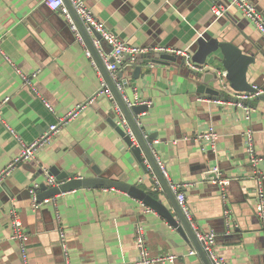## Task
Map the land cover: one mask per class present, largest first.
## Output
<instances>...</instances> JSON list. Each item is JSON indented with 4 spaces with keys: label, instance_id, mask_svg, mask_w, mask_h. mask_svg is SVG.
<instances>
[{
    "label": "crops",
    "instance_id": "obj_1",
    "mask_svg": "<svg viewBox=\"0 0 264 264\" xmlns=\"http://www.w3.org/2000/svg\"><path fill=\"white\" fill-rule=\"evenodd\" d=\"M226 1L86 0L98 19L131 45L192 52L202 34L239 45L255 56L249 81L264 90V36L236 8L217 18L212 6ZM248 1L264 15V0ZM102 45L111 53L107 43ZM182 60L146 64L126 56L119 69L123 78L118 80L131 85L132 100L149 102L148 111L138 118L140 125L147 134L158 136L153 151L165 166L168 181L184 185L194 227L216 235V252L226 264H264V228L256 213V190L259 186L264 190V101L251 105L247 119L232 101L208 100L197 92L194 71ZM138 66L142 73L136 79ZM33 73H37L32 80L39 94L25 85L21 75ZM102 78L106 80L60 12L51 10L44 0H0V104L9 98L0 107V171L20 155L22 143L31 144L84 104L35 159L16 165L4 176L0 264H23L19 243L10 238L13 206L30 234V264H66L62 229L71 264L130 263L139 257L137 226L145 229L153 257L177 255L174 262L165 264H204L198 254L190 253L192 243L161 214L114 187L74 189L55 201L33 206L31 189L46 182L52 167L77 177H93L97 167L103 177L155 195L159 192L157 184L151 183L155 174L141 168L109 123L115 118L114 105L100 93ZM210 127L219 134L214 149L203 148L197 140V134ZM247 132L253 135L255 156L260 159L255 164L247 151ZM214 167L219 168L218 178L206 177ZM39 169L44 174L34 178ZM220 179L226 180L223 187L217 182ZM158 194L173 210L167 196L162 191Z\"/></svg>",
    "mask_w": 264,
    "mask_h": 264
},
{
    "label": "built area",
    "instance_id": "obj_2",
    "mask_svg": "<svg viewBox=\"0 0 264 264\" xmlns=\"http://www.w3.org/2000/svg\"><path fill=\"white\" fill-rule=\"evenodd\" d=\"M74 10L76 11L77 15L79 16L80 20L86 27L87 31L90 33L93 39V44L95 48L97 49L98 53L100 54L101 58L103 59V62L105 63V66L107 70L111 73L113 79L116 81V85L119 88L121 92H124V83L120 79L119 69L121 64H123L124 57L128 56L130 57L131 62L136 61V57L139 55H145V54H172L181 56L185 59L186 65L194 72H202L206 69V67H203L197 63H195L192 59V52L190 49H175L171 47H165L161 45L157 46H149V47H143V46H136L128 44L120 39V37L115 34L113 31H111L104 22L100 21L97 16L94 14L92 9L88 6L86 0H70ZM46 5L53 11L60 12L73 32L76 34L78 41L81 43V45L84 47L86 56L91 60L93 65L99 69V66L93 56L92 50L87 45L83 35L81 34L72 13L70 12L68 6L66 5L64 0H44ZM236 8L240 10L243 15L251 21L254 26L259 30V32L264 36V15L261 14L257 8L250 3L248 0H227L226 3H220L215 4L212 6V12L216 15L217 18H221L227 14H229L230 10ZM96 34H99L100 37H97ZM107 43L111 48V53H106L103 49L102 43ZM113 59V61H112ZM217 74L220 79L223 80V78L226 77L227 71L224 69H219L217 71ZM22 78L25 82V85L30 87L35 93L39 94L37 89L34 86L32 77H35L37 73H33V75L30 77L25 74H21ZM224 83V81H223ZM257 89L256 92L250 93V92H235L232 90L228 85H223V91L227 93V95H231L232 97L236 98L237 101L233 102V104L237 107H240L243 110L244 117L247 119L251 118V104L250 101H253L256 99L257 96H259L263 90L259 87L255 86ZM100 93H104L113 103L114 105V114L115 118L117 119V123L119 125H122L124 128L128 130V132H131L130 126L128 124V121L126 117L124 116L121 108L119 107L116 98L110 89L108 83L104 78H102V88ZM125 100L130 104L129 99L127 95L125 94ZM9 101V98H5L3 102L0 104V107L2 104H5ZM93 100H90L92 102ZM215 102H228L231 101L229 99L225 100L224 98H220L218 100H214ZM44 102L46 106L53 110L52 105L44 99ZM135 102L137 104H147L149 105V102L142 101L138 97H136ZM84 107V104H79L75 109L71 110L69 113H67L66 116L61 117L59 122L57 124H53L49 127V129L38 139H36L31 144H24L22 143V151L20 155L12 161L8 167H6L4 170L0 171V185L3 182L4 176L9 173L16 165L27 162L30 160L35 159L37 152L44 148L45 146L49 145L55 137L60 132L61 128L66 125L71 119L76 117L79 113V111ZM1 114V110H0ZM1 118V115H0ZM9 129L12 131L13 134L19 139V136L15 131L9 127ZM219 139V134L215 130L214 127H210L206 131H201L197 134V140L202 145V147H210L214 149L216 147L217 141ZM246 143H247V151L253 160L254 163L256 161L260 160L257 156H255V149H254V140L253 135L251 132H247L246 134ZM159 166L161 167L162 171L165 173V166L163 163L158 160ZM214 170L216 172H219L218 167H214ZM166 174V173H165ZM46 184L50 187L59 186L64 182H59L54 176H46ZM219 184L223 187L226 184V180H218ZM172 190L176 193L177 199L179 203L181 204L183 210L185 211L187 217L190 219L192 225V216L191 213L187 207V199L186 195L183 191L182 184L178 183H170ZM39 187V186H38ZM33 188L31 189V195H32V203L33 206L36 208L38 205H40L42 202L38 201L37 198V189ZM158 189L161 188L160 185L157 182ZM224 190V188H223ZM256 213L259 217V219L262 222L263 228H264V190L261 186L258 187L256 190ZM56 198V197H55ZM52 200L55 201L54 198L45 200ZM147 211H150L151 209L148 207L146 209ZM10 218H11V227H12V233L10 238L17 241L20 245L21 250V256L23 264H30L29 263V251H28V243H29V232L24 227L23 221L21 220L17 208L12 207L10 211ZM60 219V217H58ZM195 228V227H194ZM196 234L201 242L205 252L207 253L209 259L212 261L213 264H226L225 259L218 255L216 252V235L213 232H206L200 229H196ZM60 237L62 241L63 250L65 252V259L66 264H71L70 261V255L68 250V245L66 242V234L64 230L62 229L60 231ZM135 238H136V247L138 250V259L135 261H132L130 263L126 264H165L167 262H174L177 259V255L175 254H165L160 255L157 257H153L150 253L148 243H147V236L145 233V229L142 226H137L135 231ZM190 253L192 255H197L198 252L195 248H192Z\"/></svg>",
    "mask_w": 264,
    "mask_h": 264
},
{
    "label": "water",
    "instance_id": "obj_3",
    "mask_svg": "<svg viewBox=\"0 0 264 264\" xmlns=\"http://www.w3.org/2000/svg\"><path fill=\"white\" fill-rule=\"evenodd\" d=\"M64 1L72 13L87 45L92 50L93 56L107 80L119 107L126 117L132 133L128 132V130L122 125H119L116 118H114V115L109 119V123L122 138L123 143L126 145L131 155H133V157L139 162L141 168L146 173L152 172L155 174L156 179L154 181L152 180L151 183L157 184L158 182L161 188H159V192H156L157 194L155 195L138 187L137 185L110 179L105 176L103 177L101 175V171H99L97 167H93V172L95 174L93 177H77L76 173L62 172L57 167H52L47 175L54 176L58 181H64V183L54 187H50L46 184V182L39 183V187L37 189L38 201L44 202L47 199L55 198L62 193L79 188L114 187L121 191L128 192L161 214L171 226L175 227L181 235H183L187 241H190L197 250L198 255L201 257L204 264H213L199 241L194 226L179 203L175 192L172 190L170 182L159 166L158 160L153 151V144L158 136L155 133L147 134L144 127L140 125L138 118L148 111L149 106L147 104H137L135 100L131 99L128 95V89L131 88L128 81L122 80L124 83V92L119 90L116 85V81L107 70L103 59L95 48L92 36L80 20L71 1ZM96 36L100 37L99 34H96ZM192 52L193 61L203 67H206V69L202 72H193L194 80L197 84V92L204 98H207L208 100H218L220 98H224L225 100L229 99L236 102V98L231 95H227V93L223 91V85H228L235 92L253 93L257 91L255 88L257 85L251 83L248 79L249 68L255 62V56L246 52L239 45L228 41H220L218 38L211 37L208 34H202L197 39L196 46L192 48ZM143 57V55H139L136 59L139 63L169 64L171 62H177L181 56L172 54H157L155 58ZM140 58H143L144 60L141 61ZM181 63L182 65L185 64V59L182 60ZM219 66L227 71V75L223 78V80L220 79L217 74V71L220 68ZM134 70V78L139 79L142 73L141 67L138 66ZM118 76L122 79L123 72H120ZM125 94L128 95L129 102L133 105H130L125 100ZM259 101H264V90L256 97L255 100L250 101V104L257 106ZM209 170L210 171L205 174L206 177L214 179L218 178V173L214 169ZM43 174L44 171L39 169L35 172L36 177L34 178H38ZM160 191L167 196L171 202L173 210L167 208L163 204L162 199L158 197V193H160Z\"/></svg>",
    "mask_w": 264,
    "mask_h": 264
},
{
    "label": "rangeland",
    "instance_id": "obj_4",
    "mask_svg": "<svg viewBox=\"0 0 264 264\" xmlns=\"http://www.w3.org/2000/svg\"><path fill=\"white\" fill-rule=\"evenodd\" d=\"M219 67H220V66H219ZM219 69H221V67H220Z\"/></svg>",
    "mask_w": 264,
    "mask_h": 264
}]
</instances>
